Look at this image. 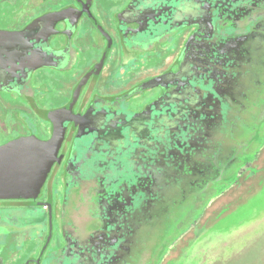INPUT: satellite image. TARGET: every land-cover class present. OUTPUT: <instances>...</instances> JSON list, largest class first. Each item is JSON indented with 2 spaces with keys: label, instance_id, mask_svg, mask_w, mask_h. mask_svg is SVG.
<instances>
[{
  "label": "flooded vegetation",
  "instance_id": "obj_1",
  "mask_svg": "<svg viewBox=\"0 0 264 264\" xmlns=\"http://www.w3.org/2000/svg\"><path fill=\"white\" fill-rule=\"evenodd\" d=\"M247 1L231 0L229 6H218L214 13L216 28L230 36L223 39L213 56V67L223 63L228 70L237 69L235 75L225 78L217 102L226 111L231 105V131L236 122L250 128L249 116L246 121L240 120L246 111H257L259 115L253 120H260L264 126V0ZM149 2L0 0V32L24 33L21 45L28 50L11 52L6 66L0 67V84L8 83L0 88V146L29 136L47 140L52 137L55 123L64 122L71 111L75 115L87 111H143L155 101L163 92L160 78L179 70L186 51L194 50L192 37L199 27L179 18L185 14L164 25L161 16L150 12ZM252 17H263L258 31L252 30ZM206 26L208 32L216 29ZM200 46L198 55L204 52ZM12 48L17 46L12 44ZM30 58L39 60V64L24 72ZM219 72H214L215 77L223 76ZM206 79L207 75L202 76L201 82ZM58 112L63 114L56 117L54 113ZM231 131L220 162L225 160L228 172L227 167L244 159L231 183L209 198L199 216L167 246L155 264H174L181 259L191 241L200 240L216 212L232 201H223L206 217L208 210L232 191L239 189L236 195H243L241 191L260 177L264 138L256 141L251 133L234 140ZM77 132L74 121L68 120L58 160L36 198L0 199V264H46L49 256L69 241L64 233L68 218L72 224L75 218L79 224L87 221L89 213L83 203L68 207L65 202L68 164ZM207 165L218 171L212 163ZM181 195L179 192L175 197ZM4 209H20L28 218L22 220L17 212L8 216ZM165 210L164 205L160 213ZM127 247V243L123 245ZM132 250L130 244L128 251L114 258V264H128L130 258V264L143 263L135 260L137 252Z\"/></svg>",
  "mask_w": 264,
  "mask_h": 264
},
{
  "label": "water",
  "instance_id": "obj_2",
  "mask_svg": "<svg viewBox=\"0 0 264 264\" xmlns=\"http://www.w3.org/2000/svg\"><path fill=\"white\" fill-rule=\"evenodd\" d=\"M148 1H152L150 12L161 16L164 25L185 14L179 18L199 27L192 37L194 50L186 51L177 72L160 78L163 92L155 101L143 111H87L83 115L71 111L64 122L55 123L47 140L29 136L0 146V199L36 198L58 160L68 120L78 127L68 164L65 202L68 207L84 204L88 219L79 224L75 218L72 224L68 218L64 233L69 241L51 254L46 264H114V258L128 251L130 244L137 252L135 260L155 264L199 216L209 198L231 183L244 160H236L227 167L228 172L225 160L220 162L234 120L228 111L231 105L226 111L217 102L225 78L235 75L237 69L228 70L223 63L213 67V56L230 36L216 28L214 13L218 6H229L231 0ZM254 17L252 30L258 31L263 17ZM206 23L209 30L216 29L208 32ZM23 35L0 32V67L6 66L11 52L28 51L21 45ZM12 44L17 46L15 50ZM200 45L204 52L198 55ZM38 64L39 60L30 58L24 72ZM216 71L223 76L215 77ZM205 75L207 79L201 82ZM5 86L8 83L0 84L1 89ZM61 113L54 114L58 117ZM242 115L241 121L249 116L252 128L236 122L231 131L234 140L253 133L261 142L263 122L253 120L259 113L246 111ZM207 163L218 171L208 169ZM179 192L182 195L175 197ZM164 205L167 210L161 214ZM126 243L129 247L123 248Z\"/></svg>",
  "mask_w": 264,
  "mask_h": 264
},
{
  "label": "rangeland",
  "instance_id": "obj_3",
  "mask_svg": "<svg viewBox=\"0 0 264 264\" xmlns=\"http://www.w3.org/2000/svg\"><path fill=\"white\" fill-rule=\"evenodd\" d=\"M2 96L8 98L5 94ZM259 166H263L260 177L241 191L243 195H236L239 189L232 191L208 210L206 217L223 201H232L216 212L214 221L201 234L200 240L191 241L183 257L174 264H264V162ZM3 211L8 216L21 213L20 209ZM23 213L25 221L28 217Z\"/></svg>",
  "mask_w": 264,
  "mask_h": 264
}]
</instances>
